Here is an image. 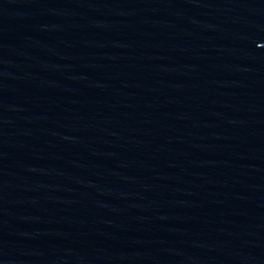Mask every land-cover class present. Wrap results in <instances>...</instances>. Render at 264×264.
<instances>
[{
    "label": "water",
    "instance_id": "1",
    "mask_svg": "<svg viewBox=\"0 0 264 264\" xmlns=\"http://www.w3.org/2000/svg\"><path fill=\"white\" fill-rule=\"evenodd\" d=\"M0 264H264V0H0Z\"/></svg>",
    "mask_w": 264,
    "mask_h": 264
}]
</instances>
